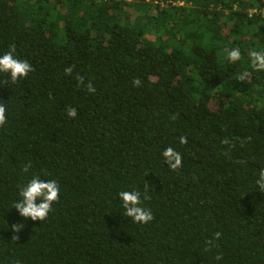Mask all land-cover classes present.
Segmentation results:
<instances>
[{
    "label": "trees",
    "instance_id": "1",
    "mask_svg": "<svg viewBox=\"0 0 264 264\" xmlns=\"http://www.w3.org/2000/svg\"><path fill=\"white\" fill-rule=\"evenodd\" d=\"M11 45L33 71L0 73V264H264V0H0ZM33 176L60 188L41 222L13 206Z\"/></svg>",
    "mask_w": 264,
    "mask_h": 264
},
{
    "label": "clouds",
    "instance_id": "2",
    "mask_svg": "<svg viewBox=\"0 0 264 264\" xmlns=\"http://www.w3.org/2000/svg\"><path fill=\"white\" fill-rule=\"evenodd\" d=\"M15 45L10 46V50L3 55H0V73L7 74L12 83L17 82L21 78H24L33 71L32 65L26 61L17 59L14 56ZM249 56L251 58V67L256 71H264V52L250 51ZM241 53L239 48H234L228 51L227 59L229 63H235L240 60ZM71 67L65 68L66 74H71ZM249 73L247 71L240 73L236 76L239 81H245L248 78ZM80 83H83L82 77H77ZM8 81H5L7 83ZM139 79L133 80V86H140ZM87 90L91 93L95 92L94 87L89 83ZM6 108L3 104H0V126H3L6 121ZM68 117H76V109L74 107H68L66 110ZM179 143L181 145L187 144L186 137H179ZM162 156L167 166L175 171L182 165V156L173 147H166ZM30 165H25V171H27ZM259 192L264 193V168L259 172L256 180ZM60 188L55 180H44L39 176H33L26 185L19 190L20 199L13 204L18 214L24 219H30L32 221H44L52 210L54 202L59 200ZM124 209V215L131 218L132 222L138 224H148L154 217L150 210L142 207V194L139 190L120 191L118 193ZM150 197L146 191L143 194V200H148ZM22 227L21 224L13 225V231L17 232ZM219 233L216 234L217 238ZM13 240L18 239V236L14 235ZM217 256V259H220Z\"/></svg>",
    "mask_w": 264,
    "mask_h": 264
}]
</instances>
